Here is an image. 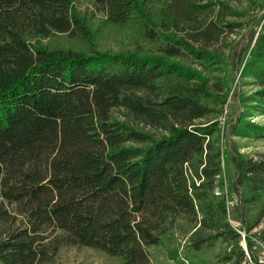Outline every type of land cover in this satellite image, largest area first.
<instances>
[{
  "label": "trees",
  "instance_id": "16d2710c",
  "mask_svg": "<svg viewBox=\"0 0 264 264\" xmlns=\"http://www.w3.org/2000/svg\"><path fill=\"white\" fill-rule=\"evenodd\" d=\"M93 1L104 22L130 31V46L100 49L75 0H0L1 264H58L60 249L75 246L153 264L148 248L184 227L194 250L221 242V262H253L264 155L223 139L264 138L253 119L264 115V22L240 67L255 88L222 128L230 61L217 45L243 27L245 10L225 0ZM231 178L238 227L215 192Z\"/></svg>",
  "mask_w": 264,
  "mask_h": 264
},
{
  "label": "rangeland",
  "instance_id": "374dc122",
  "mask_svg": "<svg viewBox=\"0 0 264 264\" xmlns=\"http://www.w3.org/2000/svg\"><path fill=\"white\" fill-rule=\"evenodd\" d=\"M227 3L235 6L238 10H245L246 15L237 17L236 20L244 22L243 27L235 29V31L224 35L221 44L223 50L227 53L230 61V94L228 103L225 105V110L220 116L221 127H228V122L233 121L238 116L239 108L235 106L237 97L242 93H249L255 85L248 83V79H243L241 76V62L246 53L249 51V45L253 39L255 30H258L261 23L264 22V0H225ZM77 10L86 17L94 34L97 36L96 41L100 49L119 50L130 46L132 38L129 30H121L112 27L104 22L103 12L99 11L93 0H75ZM97 33V34H96ZM58 41V40H57ZM63 41V39H61ZM152 48H157L158 43L147 44ZM256 121L264 122V115L257 114L253 116ZM223 144H228L234 148V145L244 154L259 158L264 155V138H246L235 136L233 138L223 139ZM225 189L216 188L217 194H224L227 200V205L230 209L231 222L238 227V223L232 220L235 218L233 212L235 203L239 198V191L233 189V178L226 180ZM230 190H234L230 192ZM184 224V223H183ZM264 228V220L254 228L249 236L252 240V249L254 254L253 262L248 264H264V243L259 238L260 231ZM185 229L175 228L169 232L162 245L151 246L148 248L153 264H232L220 261V254L224 247L221 242L213 248H204L200 251L194 250L190 245V237L192 231L188 232ZM242 245L247 251L245 231H242ZM250 258V257H249ZM250 260V259H249ZM58 264H119L116 260L111 259L104 253L92 248L75 246L63 247L56 256ZM1 264V262H0Z\"/></svg>",
  "mask_w": 264,
  "mask_h": 264
},
{
  "label": "built area",
  "instance_id": "2783aa9c",
  "mask_svg": "<svg viewBox=\"0 0 264 264\" xmlns=\"http://www.w3.org/2000/svg\"><path fill=\"white\" fill-rule=\"evenodd\" d=\"M241 234H242V237H244V234H245V233H243V232L241 231Z\"/></svg>",
  "mask_w": 264,
  "mask_h": 264
}]
</instances>
